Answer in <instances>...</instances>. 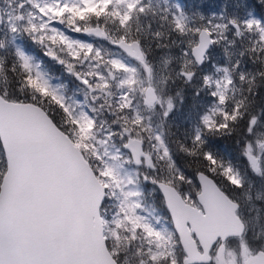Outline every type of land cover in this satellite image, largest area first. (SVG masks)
<instances>
[{"label": "snow or ice", "instance_id": "obj_1", "mask_svg": "<svg viewBox=\"0 0 264 264\" xmlns=\"http://www.w3.org/2000/svg\"><path fill=\"white\" fill-rule=\"evenodd\" d=\"M0 264H264V0H0Z\"/></svg>", "mask_w": 264, "mask_h": 264}, {"label": "trees", "instance_id": "obj_2", "mask_svg": "<svg viewBox=\"0 0 264 264\" xmlns=\"http://www.w3.org/2000/svg\"><path fill=\"white\" fill-rule=\"evenodd\" d=\"M224 1L225 2H223V1H221V2L220 1L215 2L214 6H213L215 12L220 11L226 3L229 6H231V4L233 3V0H224ZM180 2L183 3L189 9L192 8L195 5L198 8H202L204 11L208 10V7L207 6H203L202 7V6L199 5L200 3L203 5L206 2V0H191L190 2L187 1V0H180ZM191 2H195V3L194 4H190ZM247 2L249 4H252L254 2V0H247Z\"/></svg>", "mask_w": 264, "mask_h": 264}, {"label": "rangeland", "instance_id": "obj_3", "mask_svg": "<svg viewBox=\"0 0 264 264\" xmlns=\"http://www.w3.org/2000/svg\"><path fill=\"white\" fill-rule=\"evenodd\" d=\"M187 1H191V0H187ZM214 1V2H213ZM217 1H223V2H225L224 0H206V2L202 5L201 3L199 4L200 6H207L208 7V10H206V11H204L205 13H208V14H210V13H212V12H215V10H214V4H215V2H217ZM195 2H191L190 4H194ZM199 3V2H198ZM81 38H83V39H89V38H87V37H81ZM40 51V50H39ZM46 58V57H45ZM47 59H49V58H47Z\"/></svg>", "mask_w": 264, "mask_h": 264}, {"label": "flooded vegetation", "instance_id": "obj_4", "mask_svg": "<svg viewBox=\"0 0 264 264\" xmlns=\"http://www.w3.org/2000/svg\"><path fill=\"white\" fill-rule=\"evenodd\" d=\"M33 54L40 55V51H39V49H38V48H35ZM43 59L46 60L47 63H48L49 65H51L52 70H53L57 75H60V74H61V70H60L59 65L54 64V62H52L50 59H47V58H43Z\"/></svg>", "mask_w": 264, "mask_h": 264}]
</instances>
